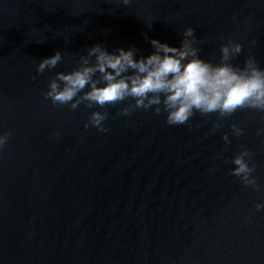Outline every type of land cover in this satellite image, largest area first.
I'll return each mask as SVG.
<instances>
[{"label": "water", "instance_id": "95a60500", "mask_svg": "<svg viewBox=\"0 0 264 264\" xmlns=\"http://www.w3.org/2000/svg\"><path fill=\"white\" fill-rule=\"evenodd\" d=\"M188 26L202 58L219 62L231 38L243 45L231 63L251 55L264 68V0H0V131L11 132L0 149V264H264V111H197L169 125L152 108L123 114L131 99L72 110L44 96L94 44L146 56L151 39L178 46ZM56 51L62 60L38 74ZM93 110L107 112V131L85 128ZM241 146L256 189L231 174Z\"/></svg>", "mask_w": 264, "mask_h": 264}, {"label": "clouds", "instance_id": "9594fccd", "mask_svg": "<svg viewBox=\"0 0 264 264\" xmlns=\"http://www.w3.org/2000/svg\"><path fill=\"white\" fill-rule=\"evenodd\" d=\"M128 5L131 0H121ZM151 23H149V27ZM178 46L151 39L153 51L137 56V49L120 47L109 51L97 43L79 56L76 67L70 71H57L48 81L45 98L53 104L68 105L76 110L85 103L89 108L115 105L131 99L120 111L129 115L138 108H152L156 114L166 113V123L183 125L199 112L202 115L216 113L219 118L229 117L239 109L264 111V68L254 56L245 58L243 65L231 63L241 53L243 45L231 38L220 46L219 62L201 57L199 45L203 42L195 35V29L185 27ZM255 44V41H251ZM62 60V53L39 61L36 72L52 70ZM106 111L93 110L85 123L99 132L108 129L104 125ZM220 123L214 122L213 128ZM232 133L240 136L244 129L231 124ZM264 134V128L258 129ZM11 132L0 131V149H3ZM223 141L230 143L229 134ZM232 157L231 174L239 179L242 187L258 188L253 175L256 165L253 153L244 148ZM264 209V202L255 205Z\"/></svg>", "mask_w": 264, "mask_h": 264}]
</instances>
